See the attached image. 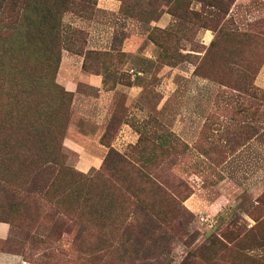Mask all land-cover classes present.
<instances>
[{
    "label": "rangeland",
    "instance_id": "1",
    "mask_svg": "<svg viewBox=\"0 0 264 264\" xmlns=\"http://www.w3.org/2000/svg\"><path fill=\"white\" fill-rule=\"evenodd\" d=\"M90 5L62 14L63 33H76L59 65L77 71L83 57L86 71L104 74L98 97L78 84L86 107L74 111L89 113L84 131L101 121L106 158L79 166L64 144L55 165L51 147L13 144L0 157V220L10 224L0 249L28 250L15 224L29 218L46 233L43 187L55 179L80 193L74 217L57 212L51 254L36 247L19 264H264V0ZM90 192L103 196L101 230L89 221Z\"/></svg>",
    "mask_w": 264,
    "mask_h": 264
},
{
    "label": "trees",
    "instance_id": "2",
    "mask_svg": "<svg viewBox=\"0 0 264 264\" xmlns=\"http://www.w3.org/2000/svg\"><path fill=\"white\" fill-rule=\"evenodd\" d=\"M26 1L0 0V39L6 38L0 46V157H8V153L15 150L13 144L41 143L51 147L47 152L49 162L60 165L57 156L62 149H67L63 140L72 114L74 94L56 81L55 72L61 59L59 52L68 46V41H72L76 33V29L63 33L61 16L66 10L81 13L88 7L91 9L90 2L93 0H89V5L86 3L88 0H79L78 3L52 0V6L43 5V0L28 4ZM91 73L102 76L103 89L106 90L104 74L97 71ZM68 168L76 172L71 166ZM82 178L79 179L83 182L92 180L87 175H82ZM44 187L47 188L45 196L50 195L48 199L51 202L48 199L47 202L54 210H50L48 215L51 223L46 227V233L37 232V220L29 218L24 223H17L15 227L24 233L20 242L29 247L24 252L22 248L9 250L26 254L29 261L33 260L31 251L36 247H42L43 256L51 254V247L54 248L59 239H53L59 227L55 214L61 212L72 220V207L80 197L74 186L60 188L55 179L51 186L46 184ZM12 194L15 195L14 192ZM104 210L102 193L94 196L90 192L89 221H98L99 230L103 227ZM69 231L70 227L66 229V232ZM42 262L46 264L47 260L42 259Z\"/></svg>",
    "mask_w": 264,
    "mask_h": 264
},
{
    "label": "crops",
    "instance_id": "3",
    "mask_svg": "<svg viewBox=\"0 0 264 264\" xmlns=\"http://www.w3.org/2000/svg\"><path fill=\"white\" fill-rule=\"evenodd\" d=\"M105 5L107 7V5H110V2L105 3ZM82 61L83 57H81L80 66L78 67L77 71L72 70L73 64L67 63V65L64 66L63 63H61V67L59 65V70L57 71L56 81L66 90L74 93L73 110L70 116L63 144L79 153V166H87L88 168L91 165L99 164L100 161L105 157L107 147L102 145L103 143L101 142V137L105 131V128L102 127L101 121H97L95 123L97 126L93 131H84L82 124L86 119L89 118V113L84 109L74 111V105L76 102H78L80 106L86 107L84 103L80 102L82 99H80L78 96L77 86L79 83H83L91 89H95L97 94L93 97H98L97 95L105 94L107 91L103 89L101 75L81 69ZM86 98L89 100L90 97L86 96ZM92 101H94V98H92ZM80 144H98V146L95 147L96 153L92 150L86 151ZM97 152H101V156L99 155L98 157ZM83 171L85 170L83 169ZM9 235L10 224L6 221L0 220V241H6ZM20 261V256L17 253L11 252L7 249H0V264H19Z\"/></svg>",
    "mask_w": 264,
    "mask_h": 264
}]
</instances>
